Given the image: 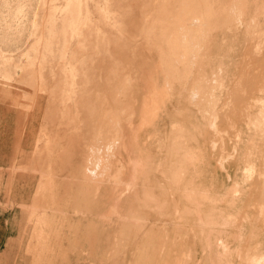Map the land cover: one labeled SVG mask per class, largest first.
<instances>
[{"label": "rangeland", "instance_id": "374dc122", "mask_svg": "<svg viewBox=\"0 0 264 264\" xmlns=\"http://www.w3.org/2000/svg\"><path fill=\"white\" fill-rule=\"evenodd\" d=\"M263 156L264 0H0V264H264Z\"/></svg>", "mask_w": 264, "mask_h": 264}, {"label": "bare ground", "instance_id": "6f19581e", "mask_svg": "<svg viewBox=\"0 0 264 264\" xmlns=\"http://www.w3.org/2000/svg\"><path fill=\"white\" fill-rule=\"evenodd\" d=\"M231 11H232V10H231ZM237 17H238V19H240L239 14H238ZM233 18H234V17H233ZM235 18H236V17H235ZM193 22H194V20H193ZM190 24H191V23H190ZM194 24H195V23H194ZM185 26H186V25H185ZM182 38H183V40H185V39L187 38V36H186V35H183ZM185 41H187V40H185ZM181 48H182V47H181ZM151 96H152V95H151ZM153 96H154V95H153ZM154 98H155V97H154ZM165 98H166V97H165ZM130 115H131V114H130ZM98 149H99V148H98ZM96 160H97V158L95 159V161H96ZM95 161H94V162H95ZM96 162H97V161H96ZM94 174H95V172H94ZM260 174H261V175H262V174L264 175V172H263V173L260 172ZM91 175H92V174H91ZM115 176H116V175H115ZM89 178H90V177H89ZM132 180H133V179H132ZM132 180H130V181H132ZM125 185H128V184H125ZM125 185H124V186H125ZM129 185H130V184H129ZM122 186H123V185H122ZM116 188H117V187H116ZM125 188H126V186H125ZM125 190H127V188H126ZM128 190H129V189H128ZM122 193H123V192H122ZM115 205H116V203H115ZM113 207H115V206H113ZM261 209H262V208H261ZM114 211H115V210H113V213H114ZM121 214H122V213H121ZM121 214H120V215H121ZM107 215H108V214H107ZM104 217H105V216H104ZM221 242H222V241H221ZM220 244H223V243H220ZM223 246L225 247V245H223ZM254 259H256V258H254V256H253V260H254Z\"/></svg>", "mask_w": 264, "mask_h": 264}, {"label": "crops", "instance_id": "0c3cea01", "mask_svg": "<svg viewBox=\"0 0 264 264\" xmlns=\"http://www.w3.org/2000/svg\"><path fill=\"white\" fill-rule=\"evenodd\" d=\"M262 160H263V163H264V156H263V159H262ZM261 172H262V171H261Z\"/></svg>", "mask_w": 264, "mask_h": 264}]
</instances>
